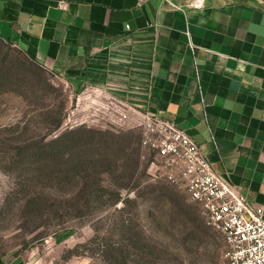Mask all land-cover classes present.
Returning a JSON list of instances; mask_svg holds the SVG:
<instances>
[{
  "label": "rangeland",
  "instance_id": "374dc122",
  "mask_svg": "<svg viewBox=\"0 0 264 264\" xmlns=\"http://www.w3.org/2000/svg\"><path fill=\"white\" fill-rule=\"evenodd\" d=\"M0 59V258L226 264L223 235L161 177L165 159L144 147L143 120L126 128L116 99L77 91L14 45L0 42ZM66 130H76L72 145L46 154Z\"/></svg>",
  "mask_w": 264,
  "mask_h": 264
},
{
  "label": "crops",
  "instance_id": "0c3cea01",
  "mask_svg": "<svg viewBox=\"0 0 264 264\" xmlns=\"http://www.w3.org/2000/svg\"><path fill=\"white\" fill-rule=\"evenodd\" d=\"M0 37L116 99L126 128L146 109L172 121L264 207V0H0Z\"/></svg>",
  "mask_w": 264,
  "mask_h": 264
},
{
  "label": "built area",
  "instance_id": "2783aa9c",
  "mask_svg": "<svg viewBox=\"0 0 264 264\" xmlns=\"http://www.w3.org/2000/svg\"><path fill=\"white\" fill-rule=\"evenodd\" d=\"M138 113L144 147L159 150L165 159L161 177L183 188L200 207L206 225L223 235L226 264H264V207L252 205L237 186L217 174L201 147L172 121L150 109Z\"/></svg>",
  "mask_w": 264,
  "mask_h": 264
},
{
  "label": "trees",
  "instance_id": "16d2710c",
  "mask_svg": "<svg viewBox=\"0 0 264 264\" xmlns=\"http://www.w3.org/2000/svg\"><path fill=\"white\" fill-rule=\"evenodd\" d=\"M0 42L2 43H7L9 45H13L11 42H7V41H4L1 37H0ZM32 60V59H31ZM33 61V60H32ZM34 62V61H33ZM2 64H3V61L0 59V75L1 77L0 78H4L5 77V74H3V71L2 70ZM4 76V77H3ZM62 125V118L57 122V124L55 125L54 127V130L57 131ZM76 132V130H66L64 131L60 136H58L55 141L51 142L50 143V149L46 151V154L48 155H51V156H58V155H61L63 153H65L66 149L69 148V146L72 145L73 143V140H70L68 137L70 136V134H74ZM80 161H75L72 166L75 170H78V167L82 164V162L80 163ZM92 162L90 161L89 164H91ZM93 164V163H92ZM68 180H72V178H68ZM103 189H105L104 187H102Z\"/></svg>",
  "mask_w": 264,
  "mask_h": 264
}]
</instances>
